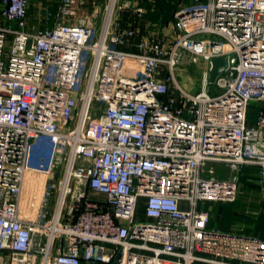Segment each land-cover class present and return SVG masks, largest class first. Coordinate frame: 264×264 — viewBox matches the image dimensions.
<instances>
[{
  "label": "built area",
  "instance_id": "obj_1",
  "mask_svg": "<svg viewBox=\"0 0 264 264\" xmlns=\"http://www.w3.org/2000/svg\"><path fill=\"white\" fill-rule=\"evenodd\" d=\"M187 1L163 36L131 0L99 30L62 22L79 0H36V23L0 0V264H264V240L199 209L237 200L217 166L264 184V0Z\"/></svg>",
  "mask_w": 264,
  "mask_h": 264
},
{
  "label": "rangeland",
  "instance_id": "obj_2",
  "mask_svg": "<svg viewBox=\"0 0 264 264\" xmlns=\"http://www.w3.org/2000/svg\"><path fill=\"white\" fill-rule=\"evenodd\" d=\"M34 1V0H33ZM108 0H79V7L76 15L72 19H64L62 22H67L68 24H77L78 20L90 19L94 27L99 30L104 18V7ZM135 2H144L146 8H150L152 5L159 7L163 10V4L168 2H176L175 0H131ZM36 4V0L34 1ZM175 7V6H173ZM36 10V9H35ZM156 10V9H155ZM176 10L172 13L167 12L163 16L165 21L171 22L174 20L176 15ZM34 9L30 11L33 16ZM35 19H37L35 11ZM122 18V15H121ZM159 16L150 17V19H145V21L154 25L156 23L152 21H157ZM51 19L47 21L44 26H51ZM174 76L177 83L190 91L191 93H196L200 90V70L194 65L189 63L188 57H184L182 62L174 71ZM257 105L251 103L249 106L248 120L249 123H253L257 115ZM215 169V177L222 178H236L238 183V197L234 203H219V202H207L201 205V208H205L208 211L211 219L212 225L216 230L222 233H228L230 228L232 229L234 225H239L242 230H247L255 234L264 235V184H260V176L255 169H247L239 173L230 172L223 166H217ZM30 187H28L29 190ZM143 218V210L140 209L137 214V220L141 221Z\"/></svg>",
  "mask_w": 264,
  "mask_h": 264
},
{
  "label": "crops",
  "instance_id": "obj_3",
  "mask_svg": "<svg viewBox=\"0 0 264 264\" xmlns=\"http://www.w3.org/2000/svg\"><path fill=\"white\" fill-rule=\"evenodd\" d=\"M34 1H33L32 5H31V7L29 9V13H30V11L32 10V7H33V9H34L33 16L30 13V17L32 18L31 20L33 21V23H36V19H35L34 14H35V11L37 12V10H35L37 8V5H36L37 3L34 4ZM148 1L151 2L150 0H148ZM175 1L176 2H168L167 4H163V6H164L163 10H160L159 7H155L153 5L150 8H146V5H144V2H140V1L139 2H135V4L145 10L146 14L144 16V19H150V17H152V16L153 17H157V16L160 17V18H158L157 21H152V22L156 23L154 25L156 27H158L160 29L161 34L163 36H165V35H167V34H169L171 32V27H172V25L174 23V20H172L171 22H167V21H165L164 19H161V18H163V16L165 14H167V12H171L172 13L174 10H176L175 12L177 13L180 9H182L183 7L189 5V1H187V0H175ZM173 6H175V7H173ZM124 18L125 19H127V18L131 19V15L125 14ZM122 26H123V24H122ZM137 40H138V38L136 40H134L133 43L135 44L137 42ZM120 49L121 50L123 49L124 51H135V48H133V47L132 48L120 47ZM247 169H255V170H257V173L259 175V169L257 167H249V166L243 167L240 172H242L244 170H247ZM222 177H224V176H222ZM202 204L203 203H200L199 209L207 211V210H205V208L204 209L201 208ZM209 227L211 229L214 228V225H212V223H211V219H210ZM231 227H233V228L232 229L230 228L229 232L236 231V232H239L242 235H251V236H254V237H257L259 239L264 240V235H262V234H258L257 235L255 233L250 232V231L242 230V228L239 227V225H237V226L234 225V226H231Z\"/></svg>",
  "mask_w": 264,
  "mask_h": 264
},
{
  "label": "water",
  "instance_id": "obj_4",
  "mask_svg": "<svg viewBox=\"0 0 264 264\" xmlns=\"http://www.w3.org/2000/svg\"><path fill=\"white\" fill-rule=\"evenodd\" d=\"M226 68V57H216L211 59V69L209 71V88L212 89V82L215 77L222 73Z\"/></svg>",
  "mask_w": 264,
  "mask_h": 264
},
{
  "label": "trees",
  "instance_id": "obj_5",
  "mask_svg": "<svg viewBox=\"0 0 264 264\" xmlns=\"http://www.w3.org/2000/svg\"><path fill=\"white\" fill-rule=\"evenodd\" d=\"M123 50V49H122Z\"/></svg>",
  "mask_w": 264,
  "mask_h": 264
}]
</instances>
